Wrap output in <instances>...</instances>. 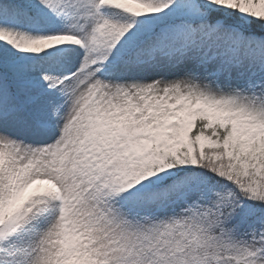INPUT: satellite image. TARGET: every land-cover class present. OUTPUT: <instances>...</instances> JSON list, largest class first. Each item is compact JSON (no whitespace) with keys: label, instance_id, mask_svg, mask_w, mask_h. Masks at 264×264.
<instances>
[{"label":"snow or ice","instance_id":"1","mask_svg":"<svg viewBox=\"0 0 264 264\" xmlns=\"http://www.w3.org/2000/svg\"><path fill=\"white\" fill-rule=\"evenodd\" d=\"M0 264H264V0H0Z\"/></svg>","mask_w":264,"mask_h":264}]
</instances>
